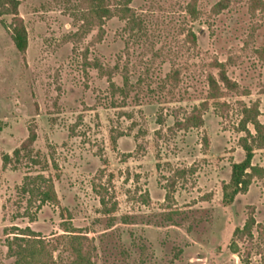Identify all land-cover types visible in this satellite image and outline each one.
<instances>
[{
  "label": "rangeland",
  "instance_id": "rangeland-1",
  "mask_svg": "<svg viewBox=\"0 0 264 264\" xmlns=\"http://www.w3.org/2000/svg\"><path fill=\"white\" fill-rule=\"evenodd\" d=\"M19 2L25 54L0 17V264H264V173L223 203L245 139L264 170L242 129L253 105L264 125V0H105L101 22L92 0ZM39 175L58 203L22 192Z\"/></svg>",
  "mask_w": 264,
  "mask_h": 264
},
{
  "label": "trees",
  "instance_id": "trees-1",
  "mask_svg": "<svg viewBox=\"0 0 264 264\" xmlns=\"http://www.w3.org/2000/svg\"><path fill=\"white\" fill-rule=\"evenodd\" d=\"M19 5V0H0V17H14L12 40L18 52L25 54L28 49V34L23 20L19 17ZM222 6L223 4L221 2L216 5L215 9L220 12ZM127 11L130 12L131 10L127 9ZM188 11L193 18L197 17L198 12L195 4L189 5ZM90 14L92 19L99 22L105 18H110L113 16L112 11L105 4V0H92ZM221 79L228 89H236V85L228 79L224 72L221 73ZM209 86L212 98L218 99L221 97L220 86L214 78H209ZM205 108H207L206 104H203L200 109L195 108L189 117L184 120V122H177V125L181 127H200L203 124L201 112ZM242 114L243 131L247 132L248 135H251L248 125H252L256 135L251 136L253 137L251 143L257 145L259 148H264V125H262L259 121L260 112L258 105H253L252 107L248 108L245 107L242 111ZM36 139V132L31 131L27 141L23 143L20 149L14 152V155H19L23 151L29 152ZM244 141V151L246 153L245 159L241 163H237L232 166L231 179L229 183L225 184L223 187V203L225 205L232 204L239 195L246 193L251 186L254 177L262 176L264 173L262 168L253 165V146L249 144L246 139ZM21 189L24 194H28L30 196L31 203L34 201L39 202V208L45 206L48 203L56 204L59 201L53 181L51 179L45 178L42 175L27 178L24 186ZM254 225V218H249L243 229L236 230L235 236L242 238L244 235H251ZM74 240L79 242L80 238L75 237ZM70 264L93 263L87 254L82 253L77 248L76 258Z\"/></svg>",
  "mask_w": 264,
  "mask_h": 264
}]
</instances>
